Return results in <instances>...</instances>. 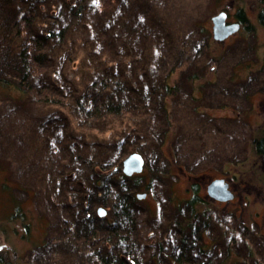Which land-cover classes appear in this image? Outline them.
<instances>
[{"label":"trees","instance_id":"16d2710c","mask_svg":"<svg viewBox=\"0 0 264 264\" xmlns=\"http://www.w3.org/2000/svg\"><path fill=\"white\" fill-rule=\"evenodd\" d=\"M256 1L264 25V0ZM162 11L158 0H0V102L15 111L5 117L11 126L6 131L24 145L14 174L29 184L46 218L44 237L31 250L46 257L42 264H59L60 256L67 264H264L257 253L264 247V227L245 225L237 208L221 210L200 195L196 183L182 199L172 200L170 192L165 203L160 200L162 190H170L165 145L186 173L196 175L220 158L215 143L225 147L239 137L224 129L214 134L212 147L198 148L184 133L177 118L182 86L190 112L201 115V86L214 82L197 59L204 50L212 61L217 58L204 26L174 32ZM236 15L248 21L241 8ZM184 73L183 83L179 77L172 81ZM252 75L248 82H257ZM239 80L228 81L234 86ZM18 112L26 117H13ZM251 147L249 159L233 165L245 170L242 181L250 171L264 187L263 127L255 130ZM135 152L144 159L143 171L125 176L122 161ZM10 180L0 184L12 205L0 218L10 215L7 222L26 218L15 197L26 191L9 184L21 181ZM139 192L157 199L155 212L137 198ZM98 207L105 217L98 216ZM0 264L9 263L0 257Z\"/></svg>","mask_w":264,"mask_h":264},{"label":"rangeland","instance_id":"374dc122","mask_svg":"<svg viewBox=\"0 0 264 264\" xmlns=\"http://www.w3.org/2000/svg\"><path fill=\"white\" fill-rule=\"evenodd\" d=\"M158 2L161 3L164 19L174 27V32L181 34L184 27L193 23L197 25V28H200L201 25L204 26L211 35L210 47L208 48L213 51V55L217 58V60L212 61V56L208 57V53L206 54L204 50L202 56L197 59V67L206 68V77L214 82L208 86H205V84L201 86L202 88L206 87L205 92L199 95V97L201 96V109H199V112L202 113L201 115H193L190 112V107L192 106L189 104L191 101L187 91H185L187 87L185 85L182 86L180 97L182 109H180L181 112L178 113L177 118L183 127L184 133L188 136L190 135L191 143L198 148L205 146V144L208 147H212L213 141L215 143V140H217L214 138V134L217 131L221 132L224 129H231L232 136H239L237 139H228L230 142L225 147L215 143L214 149H212L218 150L220 158L215 165L205 167L206 171L196 175L186 173L172 158L170 146L168 144L165 145L163 151L170 160L171 169L170 181H166V186L170 185L171 191L166 188L163 189L160 194V200L165 203L170 192L173 197L172 200L188 196L189 192L187 190L193 183L199 185V193L203 198L213 200L207 196V186L214 180L223 179L227 182L233 198L228 202L217 201L219 208L221 210L237 208V217L241 219V222L254 229L253 223L255 221L263 229L264 187L262 186L263 184H255L256 182L262 183V178L259 174L255 175L249 171L244 174L246 179L242 181L239 174L245 170L241 169L242 171L239 172L233 165L235 161L240 162L245 158L249 159L250 154H253L251 142L255 130L259 127L264 129V85L260 84L264 76L261 75L262 72L259 69L260 67L264 68V25L257 19L261 4L256 0H239L237 2H232V0H158ZM240 8L248 20L247 23L251 30L238 28L235 33L224 40H214L212 37L211 18L226 10L229 13L228 21H233L234 15ZM245 65H248V67L243 68ZM258 69L259 71L255 72ZM200 71H203V69H200ZM250 73L253 74L252 78L254 77L257 82H248ZM187 76L188 74L186 75L185 73L180 76L174 74L172 81H176L179 77L180 83H183ZM230 78L237 81L240 80L238 84L233 86L228 81ZM204 80L199 79L197 82L202 84L205 82ZM239 84L242 85L240 89L243 90L238 93L234 92ZM250 93H253L252 96ZM195 94L197 95V93ZM246 94L250 96L247 100L244 98ZM2 105L3 103L0 102V114L4 117L3 124L0 125V162L5 166V169H0V184L4 179L8 178L10 180L11 177L20 182L21 178L14 174L16 172L14 168H17L18 171L20 170L19 166H17V160L19 159L18 155L23 151L24 145L18 138L12 136V132L10 135L6 131L11 129V126L6 124L7 120L5 117L10 116L15 111H11V108L6 109L5 106L9 107L6 104H4V108ZM204 105L207 107H204ZM18 113V115L13 117H26L24 112ZM210 118H213L211 126L207 124ZM262 123L263 126L260 125ZM90 135L92 138L95 134L90 133ZM98 137L100 138V136ZM257 159L260 163L261 158L258 156ZM260 168H262V164ZM11 170L14 171L12 172ZM262 171L264 170L262 169ZM16 174L20 176V172ZM233 174H236L237 181L235 182L232 180ZM13 183L9 182L12 187L17 185L21 190L26 191L15 193L16 199H18L26 212V218L23 217L20 220L16 219L7 222V218L10 217V215H7V217L0 219V257L9 264H42L47 260L46 257H39L35 252L31 253V250L33 244L41 240V237H44L41 222L46 225V218L41 216V212L36 208L33 201V192L28 187L29 184H24L22 181L20 184ZM137 194L144 193L139 192ZM7 195V193L1 191L0 187V218L12 208ZM40 196L43 198V195ZM40 196L36 198V201L41 199ZM140 201H144L154 212L158 208V201L151 194H146V197ZM98 208L95 210L97 211ZM28 224L29 229L26 231L25 225ZM257 253L261 254L264 260V247H261ZM57 254L58 252L55 253V255ZM66 258V256H60L58 263L67 264Z\"/></svg>","mask_w":264,"mask_h":264},{"label":"water","instance_id":"95a60500","mask_svg":"<svg viewBox=\"0 0 264 264\" xmlns=\"http://www.w3.org/2000/svg\"><path fill=\"white\" fill-rule=\"evenodd\" d=\"M226 13L219 12L216 16L211 18L212 22V37L216 41H222L231 34L235 33L239 24H226ZM144 159L139 153H131L122 161V173L125 176H132L143 171ZM207 196L216 201H229L233 198V194L228 189V184L223 179L212 181L206 189ZM146 194H137V198L142 200ZM105 209L100 207L97 210L99 217L105 216Z\"/></svg>","mask_w":264,"mask_h":264},{"label":"flooded vegetation","instance_id":"af4514ba","mask_svg":"<svg viewBox=\"0 0 264 264\" xmlns=\"http://www.w3.org/2000/svg\"><path fill=\"white\" fill-rule=\"evenodd\" d=\"M225 13H226V20H225L226 21V24L237 23V24H239V28H241V29H248L249 25H248L247 21L245 23H242L241 22V19H239L236 14L234 15V20L233 21H228V15H229V13H227V12H225Z\"/></svg>","mask_w":264,"mask_h":264}]
</instances>
